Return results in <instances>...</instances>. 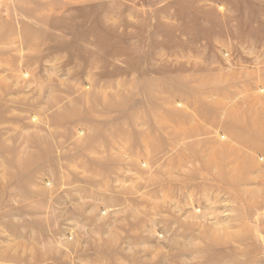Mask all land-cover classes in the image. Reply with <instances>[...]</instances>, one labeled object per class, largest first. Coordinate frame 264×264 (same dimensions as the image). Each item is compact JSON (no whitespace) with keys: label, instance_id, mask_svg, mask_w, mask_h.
<instances>
[{"label":"rangeland","instance_id":"374dc122","mask_svg":"<svg viewBox=\"0 0 264 264\" xmlns=\"http://www.w3.org/2000/svg\"><path fill=\"white\" fill-rule=\"evenodd\" d=\"M0 264H264V0H0Z\"/></svg>","mask_w":264,"mask_h":264}]
</instances>
